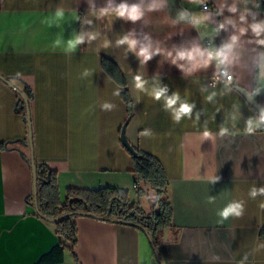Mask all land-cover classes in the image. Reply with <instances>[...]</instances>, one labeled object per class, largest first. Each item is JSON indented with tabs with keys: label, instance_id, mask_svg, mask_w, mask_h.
Segmentation results:
<instances>
[{
	"label": "crops",
	"instance_id": "1",
	"mask_svg": "<svg viewBox=\"0 0 264 264\" xmlns=\"http://www.w3.org/2000/svg\"><path fill=\"white\" fill-rule=\"evenodd\" d=\"M121 4L140 6L141 18L116 15ZM105 8L110 11L100 15ZM201 14L207 19L193 23ZM262 22L264 0H0V142L18 140L0 147V264H33L60 241L55 222L34 200L32 166L23 155H31L24 143L27 102L18 90L29 99L35 159L57 172L65 198L71 186L130 192L136 180L141 184L121 138L124 88L133 102L126 137L163 163L172 224L153 242L138 225L76 215L78 243L66 245L59 264H264V124L245 131L260 113L237 89L253 91L257 73L264 106L258 43L264 32L252 30ZM233 35L230 62L219 68L212 60L193 69L177 56L219 48ZM76 36L82 42L71 49ZM125 36L137 42L135 50L120 43ZM143 47L153 53L146 62L138 55ZM103 57L117 64L125 87L103 68ZM222 67L233 74L231 82L215 80ZM157 87L179 93L174 107L193 104L191 115L177 121L163 98L150 95ZM233 202L242 205L241 215L220 216Z\"/></svg>",
	"mask_w": 264,
	"mask_h": 264
},
{
	"label": "trees",
	"instance_id": "2",
	"mask_svg": "<svg viewBox=\"0 0 264 264\" xmlns=\"http://www.w3.org/2000/svg\"><path fill=\"white\" fill-rule=\"evenodd\" d=\"M102 66L125 87L123 74L114 61L103 57ZM257 84L258 76L256 73L255 87L252 92L258 99ZM122 97L127 104V122L133 114V102L127 88L122 90ZM17 141L0 142V147L7 148L9 144ZM122 142L132 154L137 179L148 183L155 190L158 204L157 211L146 213L136 202H131L128 189L114 186L99 188L71 186L66 189L65 198H62L57 172L47 163L36 160L39 211L41 215L48 219L57 217L54 222L60 241L33 264H59L64 262L66 245L70 244L72 249H75L78 243V226L74 217L79 214L138 225L147 231L153 242H156V234L159 231L172 224L173 210L167 194L169 179L163 163L159 158L141 148L134 146L136 152H133L123 140ZM24 143L28 144V140L25 139ZM23 155L32 166L31 155L24 152ZM139 191L142 195L146 192V189L141 188ZM33 196L35 200L34 192Z\"/></svg>",
	"mask_w": 264,
	"mask_h": 264
},
{
	"label": "clouds",
	"instance_id": "3",
	"mask_svg": "<svg viewBox=\"0 0 264 264\" xmlns=\"http://www.w3.org/2000/svg\"><path fill=\"white\" fill-rule=\"evenodd\" d=\"M203 2V0H201ZM232 11H235V8L231 9ZM110 10L105 8L101 11L100 15H105ZM116 15L124 17L127 16L129 19L135 21L141 18L142 16V9L138 5H132L129 6L127 4H121L117 9H115ZM182 14V18H183ZM57 16H62V12H57ZM203 19H207V17L204 14H201L200 16H193L192 22L199 25ZM241 19L243 20L244 17L242 16ZM224 25L221 24L220 28H223ZM253 32L256 33L257 36L261 34V32H264V22L262 23H256L252 25ZM241 33L245 32L246 29L241 28ZM94 38V37H93ZM238 40V36L233 35L231 37V43H226L223 46L215 49H209L206 52L204 50H201L199 47H194L190 50H181L177 53V56L179 59H186L189 62L192 63V68H198V67H208V65L211 63L212 60H215L217 62V67L219 68L221 65H226L230 62V52L234 47L235 42ZM82 42V38L79 36L74 37L73 39L68 41V47L71 49H75V47ZM120 43H127L129 48L132 50H135L136 48V41L134 39H129L127 36L124 37L123 40L120 41ZM259 44L264 45V39H261L258 41ZM138 55L142 56L144 58L143 62H146L147 60L151 59L153 53L149 50L148 47H143L140 49V52ZM176 62L175 60L173 61ZM183 67V65H181ZM224 75H227V69H224ZM219 78V77H217ZM136 87L143 90L145 86V81L142 79L140 75L136 76ZM228 82H231L232 77H227ZM166 87H157L153 88L150 92V95L153 96L156 100H160L161 98L165 101V107L172 109L175 115V119L177 121L180 120L181 117L185 115H191L192 109L194 107L193 104L187 102V101H181L179 104V107H174L177 105V102L180 101V95L179 93H175L172 96L166 95L167 93ZM209 99L212 97L209 96ZM105 107H108V105H105ZM262 124H264V114L259 115L258 117L251 118L247 121V127L245 131L251 133L254 132L256 128L260 127ZM226 131V129H222L221 132L223 133ZM210 135L209 132H205V136ZM261 193H264V188L259 190ZM253 196H255L256 190H253L251 193ZM242 212V205L239 202H233L226 206L223 210L219 212V215L223 218H227L229 216H240Z\"/></svg>",
	"mask_w": 264,
	"mask_h": 264
},
{
	"label": "water",
	"instance_id": "4",
	"mask_svg": "<svg viewBox=\"0 0 264 264\" xmlns=\"http://www.w3.org/2000/svg\"><path fill=\"white\" fill-rule=\"evenodd\" d=\"M83 31H84V28L82 29V32ZM237 89L243 94V96L246 98V100L249 102V104H251L260 113V115L264 114V106L254 96L252 91H250V90H248L242 86H237ZM18 93L27 102V118H28V122H29V126H30L28 144L31 147V164H32L33 180H34L35 203H36L37 209L39 210V202H38V198H37V192H38L37 191V166H36V159H35V154H34L33 132H32V127H31V112H30V108H29V99H28V96L24 95V93L22 91L18 90ZM127 122L124 124V127H123L122 132H121V137H122V140L124 141V143L127 144L133 152H136L134 145L131 144V142L126 137L125 129H126ZM49 219L56 221L57 217H51Z\"/></svg>",
	"mask_w": 264,
	"mask_h": 264
},
{
	"label": "rangeland",
	"instance_id": "5",
	"mask_svg": "<svg viewBox=\"0 0 264 264\" xmlns=\"http://www.w3.org/2000/svg\"><path fill=\"white\" fill-rule=\"evenodd\" d=\"M141 184L139 183L138 188H130V193L133 196V200L140 205L146 213H152L157 211L158 204H157V196L155 190L148 184L141 180ZM146 189V192L142 195L140 194L139 189ZM153 246V243H152ZM154 248V246H153ZM155 259L158 261V257L156 256Z\"/></svg>",
	"mask_w": 264,
	"mask_h": 264
},
{
	"label": "built area",
	"instance_id": "6",
	"mask_svg": "<svg viewBox=\"0 0 264 264\" xmlns=\"http://www.w3.org/2000/svg\"><path fill=\"white\" fill-rule=\"evenodd\" d=\"M203 8L204 9L210 8V4L208 2H204L203 3ZM224 69H225V67H222V68L219 69V71L215 75V80L228 81L227 80L228 76H231L232 79H233V74L231 72H229L228 70H227V75L223 74L224 73ZM217 77H219V78H217ZM138 187H139V181H135L134 182V188H138Z\"/></svg>",
	"mask_w": 264,
	"mask_h": 264
}]
</instances>
